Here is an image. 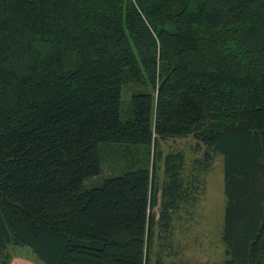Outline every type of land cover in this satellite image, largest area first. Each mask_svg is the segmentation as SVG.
I'll return each instance as SVG.
<instances>
[{
  "label": "trees",
  "instance_id": "obj_1",
  "mask_svg": "<svg viewBox=\"0 0 264 264\" xmlns=\"http://www.w3.org/2000/svg\"><path fill=\"white\" fill-rule=\"evenodd\" d=\"M188 137L223 159L224 264H264V0H0V264H150ZM107 148L143 155L86 187Z\"/></svg>",
  "mask_w": 264,
  "mask_h": 264
},
{
  "label": "rangeland",
  "instance_id": "obj_2",
  "mask_svg": "<svg viewBox=\"0 0 264 264\" xmlns=\"http://www.w3.org/2000/svg\"><path fill=\"white\" fill-rule=\"evenodd\" d=\"M140 91L141 88L134 85L122 87V121L132 119L131 96ZM159 146L162 157L169 153L184 154V176L188 184L184 185L180 193L182 200L177 208L170 211L171 221L167 233L161 231L158 223L154 228L150 264H156L158 258L161 264H224V247L220 241L225 207L222 157L213 155L210 166L202 168L194 163V159L202 160L205 150L201 147L195 151L196 142L192 138L167 140L160 142ZM122 152V149H112V152L105 149L101 174L85 181L84 185L88 188L101 185L104 179L122 172L131 158L143 155L137 148L129 150L128 153ZM152 167L150 162L149 169ZM157 176L162 185L160 166ZM160 195L159 192V198ZM157 212L158 209L155 210ZM12 254L13 257H34L27 248H15Z\"/></svg>",
  "mask_w": 264,
  "mask_h": 264
},
{
  "label": "crops",
  "instance_id": "obj_3",
  "mask_svg": "<svg viewBox=\"0 0 264 264\" xmlns=\"http://www.w3.org/2000/svg\"><path fill=\"white\" fill-rule=\"evenodd\" d=\"M10 264H38L35 258H25L20 256H14L10 262Z\"/></svg>",
  "mask_w": 264,
  "mask_h": 264
}]
</instances>
